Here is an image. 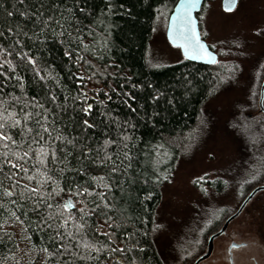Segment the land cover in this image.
I'll return each mask as SVG.
<instances>
[{
  "label": "trees",
  "instance_id": "1",
  "mask_svg": "<svg viewBox=\"0 0 264 264\" xmlns=\"http://www.w3.org/2000/svg\"><path fill=\"white\" fill-rule=\"evenodd\" d=\"M176 2L0 0V264H164L154 244L162 186L236 70L149 65L157 17ZM234 127L243 194L263 184L264 114H239ZM222 213H204L209 226Z\"/></svg>",
  "mask_w": 264,
  "mask_h": 264
},
{
  "label": "rangeland",
  "instance_id": "2",
  "mask_svg": "<svg viewBox=\"0 0 264 264\" xmlns=\"http://www.w3.org/2000/svg\"><path fill=\"white\" fill-rule=\"evenodd\" d=\"M168 17L158 15L149 42V65L162 68L178 64L183 57L166 39ZM200 33L218 55L217 62L236 67L231 78L207 99L186 151L177 159L171 178L162 186L154 220V244L164 264H192L206 251L208 236L239 206L252 190L241 193L243 158L241 142L230 128L237 115H257L258 89L264 75V0H238L231 12L221 9V0H205L198 17ZM259 75V76H258ZM253 94L254 97H253ZM229 181L226 189H210L195 181L217 178ZM264 184V180H263ZM71 206V200L64 201ZM67 206V207H68ZM223 211L221 221L209 226L212 209ZM220 213H214L218 219ZM11 228L20 242V255L33 261L26 234L19 224ZM210 227L205 234V228ZM232 243L237 248L229 251ZM199 264H264V192L257 193L213 241L211 255Z\"/></svg>",
  "mask_w": 264,
  "mask_h": 264
},
{
  "label": "water",
  "instance_id": "3",
  "mask_svg": "<svg viewBox=\"0 0 264 264\" xmlns=\"http://www.w3.org/2000/svg\"><path fill=\"white\" fill-rule=\"evenodd\" d=\"M204 2L205 0H177L168 16L166 39L171 46L180 50L184 60L201 65L213 66L217 63L218 55L211 50L206 41L201 37L199 22L197 19V14L200 12ZM237 3L238 0H234V2H230V0H221V9L225 12H231L236 8ZM187 29L195 30L199 45H196L194 40L186 42V40L182 37L181 33ZM199 46H202L207 53L211 54V56L198 51ZM257 107L258 111L264 114V76L259 88ZM259 192H264V184L254 187L243 198L238 208L223 221L220 228L208 236L206 251L196 258L192 264H199L211 255L213 250V241L225 233L227 226L241 214L250 200ZM237 247V244L232 243L229 251Z\"/></svg>",
  "mask_w": 264,
  "mask_h": 264
},
{
  "label": "snow or ice",
  "instance_id": "4",
  "mask_svg": "<svg viewBox=\"0 0 264 264\" xmlns=\"http://www.w3.org/2000/svg\"><path fill=\"white\" fill-rule=\"evenodd\" d=\"M230 2H234V0H230ZM182 37L186 40V42L188 41H195L196 45H199V41L198 38H196V34H195V30L194 29H187L185 30L183 33H181ZM198 51L202 52L205 55L211 56L210 53H207L202 46H199ZM87 123V122H86ZM86 191V190H85ZM68 205H65V207H67Z\"/></svg>",
  "mask_w": 264,
  "mask_h": 264
}]
</instances>
